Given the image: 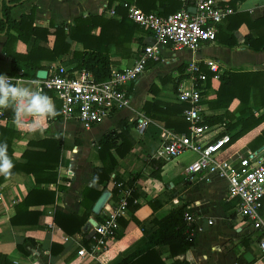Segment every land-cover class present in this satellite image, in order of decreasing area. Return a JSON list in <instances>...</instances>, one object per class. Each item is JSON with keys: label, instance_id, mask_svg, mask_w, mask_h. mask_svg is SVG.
I'll return each mask as SVG.
<instances>
[{"label": "crops", "instance_id": "obj_1", "mask_svg": "<svg viewBox=\"0 0 264 264\" xmlns=\"http://www.w3.org/2000/svg\"><path fill=\"white\" fill-rule=\"evenodd\" d=\"M14 1L15 3H12ZM14 1L0 0V6L2 3L11 5L9 15L16 21L33 10L32 24L48 29L49 47L52 46L56 34L65 32V27L62 25L72 23L76 17L90 14H102L106 18L114 16L108 14L110 10L106 8L108 0ZM180 1L183 8L186 7L193 12L194 0ZM217 1L221 5L231 7L233 11L216 24L214 41L203 42L194 52L187 49L173 50L170 45L161 47L159 58L149 60L145 70L128 84L127 89L131 95L128 107L86 128L74 118H64L59 111V100L49 92V97L55 102L59 114L45 122L46 130L43 134L29 133L26 126L19 123L16 118L6 119L0 124L13 136L10 149L11 157L16 164L26 163L27 159L23 156V152L28 147L29 141L56 139L62 143L59 163L54 169L56 182L40 185L41 188L54 192V201L44 205L42 201L37 200L40 199L39 196L33 197L26 209L41 212L36 223L10 222V218L15 214V206L35 186L34 176L24 173L21 168L10 177L0 175L2 193L0 253L7 254L16 264H116L144 244L148 235L155 229L162 227L161 224L156 223V220H161L174 208L185 206L186 211L192 213L195 219L191 223L193 228L190 235L193 245L173 257L170 256L168 245L157 246L156 249L164 261L170 263L178 260L185 262L184 264H236L237 258L241 257L239 259L241 264H255L259 260L258 236L237 215L235 200L227 199L226 181L215 175L202 173L195 174L189 179L186 167L197 157V154L191 150L182 153L175 160H165L157 156L162 128L173 134H184L188 139L189 129L187 128V133L175 132L171 128H166L162 121L146 116L142 110L144 102L154 99L186 106L185 103L178 102L176 94L181 85H190L187 68L189 63L195 61L205 74L212 73L210 85L202 93L205 94L201 98L202 117L219 116L227 112L229 115L223 120L233 123L248 114L235 111L239 103L238 99H234L227 109L209 108L207 101L215 97L220 84L219 76L224 71L264 74V48L254 50L246 40L250 36L254 43L264 41V0ZM161 10L162 7L156 3L153 12ZM33 38L31 36L27 42H23L17 38V33L13 30L10 31L9 36L5 31L0 32V72L11 75V58L25 60ZM141 38L142 45L133 43L131 52L154 41L152 34L145 30ZM69 44L68 52L55 61H41L40 64L45 68L40 70L48 72L53 66H64L70 73L79 71L74 69L75 62L71 59L74 52L83 50V45L77 41H70ZM130 57L131 55L125 59L119 53L112 51L110 53V59L114 61L112 68L125 67L130 63ZM207 60L216 62L218 66L216 72L207 67L205 64ZM38 80L36 73L35 78L21 77L16 83L36 90ZM175 85L176 90H174ZM263 110L259 106L253 107L255 115ZM139 118L149 120L142 133L137 130ZM122 129H125L132 145L122 157H119L114 149L111 150L117 165L107 180L97 183L92 175L94 168L102 166L98 154L100 139L107 135L115 139L118 145L122 141L120 136ZM224 131V126L220 123L211 125V133L206 135V139L213 140ZM247 144L245 141L237 142L233 146L236 149L231 148L233 149L231 152L222 151L217 158L235 159L239 154L249 150ZM159 163L161 166L158 168ZM68 170L72 172V176L65 174ZM154 172H158L159 177H154L152 175ZM41 176H48V172L44 171ZM116 180L121 181L124 187L119 188L118 194L114 195ZM126 183H130L129 186H126ZM85 188L99 191L94 203L102 193L107 192L106 201L101 208L104 211L117 204L123 189H131L127 199L135 194L131 205H127L126 213L117 219L115 237L108 240L106 249L97 256L89 253L80 256L77 253L80 247L88 249L89 231L84 229L88 219L91 217L95 220L100 219L99 215L92 211L94 203L86 223L74 234L66 233L53 220L55 208L78 216L84 214L86 209L81 200ZM31 217L25 215V219ZM23 239L27 241L23 243L21 252L16 246L22 244ZM128 240L127 245L110 255L115 247ZM247 252L252 256L250 262L244 258Z\"/></svg>", "mask_w": 264, "mask_h": 264}, {"label": "trees", "instance_id": "obj_2", "mask_svg": "<svg viewBox=\"0 0 264 264\" xmlns=\"http://www.w3.org/2000/svg\"><path fill=\"white\" fill-rule=\"evenodd\" d=\"M17 1L21 2L24 0ZM12 3H15V1ZM156 3L162 7L161 11L156 12L163 16L183 8L182 1L180 0H108L106 8L113 9V17L106 18L102 14L76 17L72 23H64L62 25L65 27V32L55 35L51 47L47 43L48 29L36 27L32 24L33 10L29 14L22 15L20 20L16 21L9 15L11 5L2 3L0 6V32L5 31L6 35L9 36L10 31L13 30L17 33V38L23 42H27L31 36L34 37L25 60L11 58L10 74L27 79L35 78L37 71L45 68L40 64L41 61H55L58 57L68 52L70 41H77L82 43L83 50L81 52H74L73 54L71 61L75 62L74 69L89 72L94 82H103L109 78L111 68L114 65V61L110 59L112 51L119 53L122 58L126 59L132 53L133 43L142 45L141 34L143 33V29L127 17V7L125 5L134 4L144 12H153L156 9ZM246 40L254 50L264 48V41L254 43L250 36ZM211 77L212 73L206 72V80L194 84L195 87L202 89V96L205 95L202 94L203 91L208 89L210 85ZM219 77L220 84L216 90L215 97L207 101L209 108L227 109L234 99H238L239 103L235 111L241 114H248L233 123L223 120L224 117L229 115L227 112L219 116H204L202 117V123L208 126L220 123L224 126V133H229L230 140L223 147L222 151L228 150V152H231V150L236 149L233 148L234 144L236 145L240 141L247 142L246 147L249 150L260 148L264 145V110L260 114L255 115L253 107L259 106L264 109V74L224 71ZM176 87L175 85L174 90H176ZM45 94L49 96V92H45ZM185 107L184 104L162 102L154 99L144 102L142 110L146 116L162 121L166 128H171L175 132L187 133L188 122L184 121L182 117ZM4 115L7 119L15 118L14 113L11 111L5 110ZM120 136L122 141L118 145L114 141L115 139H112L110 136L106 135L100 139L98 154L102 166L94 168L92 175V178L97 183L107 180L117 165V161L111 150L114 149L117 155L122 157L129 151L132 145L125 129H122ZM12 137L7 128L0 126V142L8 144L10 157L12 154V150L10 149ZM61 148L62 143L56 139L29 141L28 147L23 152V156L27 159L26 163L20 165L13 161L15 166L12 169V174L21 168L24 173L34 176L35 186L15 206V214L10 218L12 224L19 222L32 224L37 222L41 212L26 210L33 197L39 196L38 198L40 199L37 200L42 201L44 205L54 201V192L41 188L40 185L56 182V172H54V169L58 166ZM160 166L159 163L158 168ZM44 171L48 172V176H41ZM152 175L159 177L158 172H154ZM129 184L126 183V186H129ZM118 191L119 187L114 186V195H117ZM98 195L99 191L85 188L81 200L86 209L84 214L78 216L60 208H55L53 215L54 222L66 233L74 234L86 223L92 205ZM134 196L135 194H132L127 199V205H131ZM185 211V206H179L172 209L161 220H156V223L161 224L162 227L155 229L148 235L144 244L130 252L116 264H184L185 262L178 260L167 263L160 257V252L156 247L168 245L170 256L173 257L185 252L193 245V240L190 236L193 226L191 223L184 221L183 215ZM26 214L32 216L31 219H25ZM134 238L132 237V239ZM25 241L27 239H23L22 244L16 246L18 251H23L22 245ZM128 243L129 240L123 244H119L110 255L112 256ZM237 259L236 264H241L239 260L241 257ZM0 264L16 263L7 254L0 253Z\"/></svg>", "mask_w": 264, "mask_h": 264}, {"label": "built area", "instance_id": "obj_3", "mask_svg": "<svg viewBox=\"0 0 264 264\" xmlns=\"http://www.w3.org/2000/svg\"><path fill=\"white\" fill-rule=\"evenodd\" d=\"M125 6L127 17L143 30L149 31L154 39L153 43L135 49L131 53L130 63L120 69L111 68L109 78L103 82H94L91 74L85 70L70 73L64 66H53L47 76L39 79L37 83V91L44 94L51 92L59 100V111L64 118H74L86 128L129 106L131 95L127 89L128 84L138 78L149 60L159 58L161 47L170 45L173 50L187 49L194 52L203 42L214 41L216 24L233 11L231 7L221 5L217 0H194V12L181 8L166 16L157 12H144L135 5ZM108 14L113 15V9L108 10ZM205 64L213 72L218 70L216 62L207 60ZM6 75L14 82L21 78ZM187 75L191 83L189 86L179 87L176 99L186 104L182 114L188 122L190 138L162 128L161 143L156 154L165 160H175L182 153L191 150L197 157L186 167L189 179L202 173L215 175L226 181L227 199L235 200L237 215L258 236L260 256L255 264H263L264 145L256 150H247L235 159H218L217 156L229 142L230 135L225 132L213 140L206 139V135L211 133V126L202 123V89L194 86L196 82H204L206 74L194 61L189 63ZM4 111L0 109V124L7 119ZM148 122L146 118L138 119L139 133L144 131ZM65 174L72 176L70 170ZM114 185L122 188L123 183L115 181ZM130 192V188L123 189L115 206L100 211V219L88 229L91 232L88 236V249L80 247L78 255L89 253L97 256L106 249L108 240L116 235L117 219L127 211ZM183 218L188 223L195 221L189 211L184 212Z\"/></svg>", "mask_w": 264, "mask_h": 264}, {"label": "clouds", "instance_id": "obj_4", "mask_svg": "<svg viewBox=\"0 0 264 264\" xmlns=\"http://www.w3.org/2000/svg\"><path fill=\"white\" fill-rule=\"evenodd\" d=\"M0 109L14 113L16 120L26 126L31 133L43 134L45 122L54 119L59 113L55 102L42 91L19 86L14 80L0 73ZM9 156L8 144L0 142V175L10 177L14 168Z\"/></svg>", "mask_w": 264, "mask_h": 264}, {"label": "water", "instance_id": "obj_5", "mask_svg": "<svg viewBox=\"0 0 264 264\" xmlns=\"http://www.w3.org/2000/svg\"><path fill=\"white\" fill-rule=\"evenodd\" d=\"M190 10V9H189ZM195 11V7H193V12ZM47 76V71L46 70H39L37 72V78L38 79H44ZM107 198V192H104L99 196V198L96 200V202L93 205L92 211L94 214L98 215L101 211V208L103 207L105 201ZM90 225H96V220L94 218H89L87 225L84 227L85 230H88ZM91 234V232H89ZM244 258L250 262L252 260V256L249 252L244 254Z\"/></svg>", "mask_w": 264, "mask_h": 264}]
</instances>
